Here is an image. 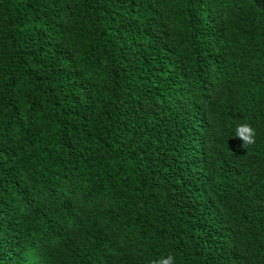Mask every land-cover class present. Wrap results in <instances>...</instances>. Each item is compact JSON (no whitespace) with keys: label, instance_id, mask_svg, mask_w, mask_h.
Instances as JSON below:
<instances>
[{"label":"trees","instance_id":"1","mask_svg":"<svg viewBox=\"0 0 264 264\" xmlns=\"http://www.w3.org/2000/svg\"><path fill=\"white\" fill-rule=\"evenodd\" d=\"M169 254L264 264V0H0V264Z\"/></svg>","mask_w":264,"mask_h":264},{"label":"clouds","instance_id":"2","mask_svg":"<svg viewBox=\"0 0 264 264\" xmlns=\"http://www.w3.org/2000/svg\"><path fill=\"white\" fill-rule=\"evenodd\" d=\"M235 136L243 141V147L255 144V129L247 124H240L235 129ZM151 264H175V258L171 254L155 259Z\"/></svg>","mask_w":264,"mask_h":264}]
</instances>
